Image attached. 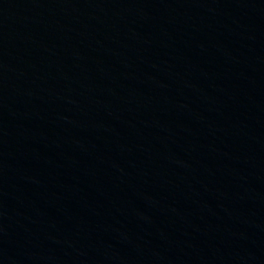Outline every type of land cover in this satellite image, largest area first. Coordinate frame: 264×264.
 Segmentation results:
<instances>
[{
  "label": "water",
  "instance_id": "water-1",
  "mask_svg": "<svg viewBox=\"0 0 264 264\" xmlns=\"http://www.w3.org/2000/svg\"><path fill=\"white\" fill-rule=\"evenodd\" d=\"M0 264H264V0H0Z\"/></svg>",
  "mask_w": 264,
  "mask_h": 264
}]
</instances>
